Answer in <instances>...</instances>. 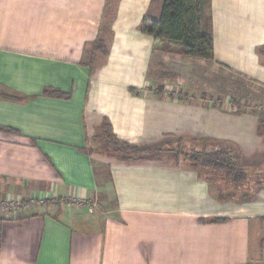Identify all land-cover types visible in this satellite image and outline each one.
<instances>
[{
	"label": "crops",
	"instance_id": "crops-1",
	"mask_svg": "<svg viewBox=\"0 0 264 264\" xmlns=\"http://www.w3.org/2000/svg\"><path fill=\"white\" fill-rule=\"evenodd\" d=\"M105 1L0 0V201L94 198L100 177L85 149L105 119L153 161L108 165L114 215L75 204L0 217V264H264L261 115L147 94L160 44L140 24L158 19L163 0L117 1L109 54L90 77L81 62ZM209 16L213 62L264 87V0H209ZM203 150L227 151L246 183L191 165ZM210 219L225 222L200 223Z\"/></svg>",
	"mask_w": 264,
	"mask_h": 264
},
{
	"label": "rangeland",
	"instance_id": "rangeland-1",
	"mask_svg": "<svg viewBox=\"0 0 264 264\" xmlns=\"http://www.w3.org/2000/svg\"><path fill=\"white\" fill-rule=\"evenodd\" d=\"M108 23L109 20H106L105 28H108ZM98 61L100 63L101 60L98 59ZM165 89L175 90L168 92ZM147 94L151 98L158 96L164 98L163 96H165L166 102L176 100L175 102L178 104L191 102L206 104L233 114L251 112L260 116L264 112V87L262 85L221 67L213 61L188 58L183 56L177 48L165 49L161 45L155 47L152 55L148 72ZM97 134L98 130H94L88 135L85 150L92 156L94 169L100 177V188L94 198L77 202L76 205L81 204V207L78 206V208L84 209V211L87 209L83 206L94 205L93 212L87 214L93 216L97 214L103 217L104 215H114L116 209L114 195L107 177V167L109 164L121 161L112 156L107 157L102 152V148L99 147L100 141L96 139L98 138ZM139 149L141 150V148ZM130 155L122 163L125 162L130 165L150 164L154 158L150 153ZM30 197L23 198V203H28ZM34 197L36 198L30 205V213L44 210L55 215L59 212L63 213L65 209L67 210L66 203L60 199H47L44 194L39 195V193Z\"/></svg>",
	"mask_w": 264,
	"mask_h": 264
},
{
	"label": "trees",
	"instance_id": "trees-1",
	"mask_svg": "<svg viewBox=\"0 0 264 264\" xmlns=\"http://www.w3.org/2000/svg\"><path fill=\"white\" fill-rule=\"evenodd\" d=\"M117 1H105L102 27L94 42L84 53V59L81 64L88 68L90 77H93L104 66L109 54L113 38L111 23L114 19ZM110 11H113V13H110ZM106 20H109L108 28L104 26ZM140 31L145 35L151 36L154 41L158 42L165 49L177 48L185 57L202 61H213L209 0H163L158 19L143 20L140 24ZM258 54L264 56V47L258 49ZM98 59L101 60L100 63ZM130 93L134 94V90H130ZM41 95L61 99L69 98L68 94L51 89H44ZM7 99L11 100L10 98ZM261 117L258 120V135L263 137L264 112L261 114ZM97 136L98 138L96 139L100 141L99 147L102 148V152L107 157L112 156L121 162L130 157V154L140 155L143 152L142 149L140 150L136 146L116 139L106 119L100 124ZM188 160L193 166L199 165L222 173L225 179L234 185L241 186L246 183V172L238 165L234 158L230 157L227 151L220 150L205 153L203 150L202 153L192 155ZM223 222H225L224 219L200 220V223L210 224Z\"/></svg>",
	"mask_w": 264,
	"mask_h": 264
},
{
	"label": "built area",
	"instance_id": "built-area-1",
	"mask_svg": "<svg viewBox=\"0 0 264 264\" xmlns=\"http://www.w3.org/2000/svg\"><path fill=\"white\" fill-rule=\"evenodd\" d=\"M35 198L36 197L31 196L30 201L25 204L23 203L22 199H18L16 197H9L8 199L6 198L3 201H0V217L3 219H12L25 215L29 212L30 205L33 204ZM72 203L73 205L77 204L76 201H67L66 206L68 209H70ZM78 206L81 207V204H78L77 207ZM83 207L87 209V213L93 212L94 205H86Z\"/></svg>",
	"mask_w": 264,
	"mask_h": 264
}]
</instances>
